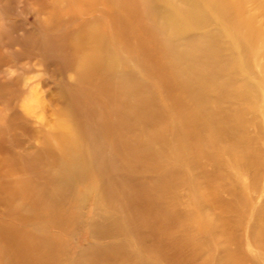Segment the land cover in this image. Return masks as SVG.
Returning a JSON list of instances; mask_svg holds the SVG:
<instances>
[{
    "label": "rangeland",
    "instance_id": "rangeland-1",
    "mask_svg": "<svg viewBox=\"0 0 264 264\" xmlns=\"http://www.w3.org/2000/svg\"><path fill=\"white\" fill-rule=\"evenodd\" d=\"M242 119L264 147V0H0V264H213L162 257L148 221L181 233L179 184Z\"/></svg>",
    "mask_w": 264,
    "mask_h": 264
},
{
    "label": "bare ground",
    "instance_id": "bare-ground-1",
    "mask_svg": "<svg viewBox=\"0 0 264 264\" xmlns=\"http://www.w3.org/2000/svg\"><path fill=\"white\" fill-rule=\"evenodd\" d=\"M158 12L164 17L169 10L163 8ZM249 43L253 44V39H250ZM244 87L248 88L247 91L245 90L248 93L250 85L246 83ZM210 122L212 126H215L212 124L213 121ZM251 126L255 127L256 124L253 121L242 119L239 120V130L235 133H230L229 129V133L224 132V128L220 129L218 126L212 127L215 139L226 135L224 139L227 138L225 142H229V145L217 151V157L212 164L200 163L199 176H188L179 184V187H184L183 189L188 187L189 193L192 192L193 196V213L189 211L188 214H182L178 222V225H182L181 233H176L171 223L173 218L177 217L176 215L166 216V220L171 225L170 230L167 225L159 224L160 220L157 219L156 213L151 214L148 226L156 233L152 234L153 241L150 246L154 250L158 249L162 257L178 256L183 259V255L188 253L204 262L206 258L212 256L213 264H251L248 257L242 254L239 245L240 226L243 227L245 220L249 218L251 222L245 226L246 238L264 251V147L259 144L260 135L255 132L251 134ZM237 134L241 138L235 140ZM232 169L235 172H232ZM241 176L249 181L245 189L239 181ZM175 189L173 185L167 188L170 197L167 201L173 209L189 199L187 194L175 195L173 192ZM231 214H236V216ZM188 216L193 217L195 221L192 234L183 226L186 225ZM207 231L211 234L210 241H214H211L215 248L213 254L206 241V238H209ZM157 238L160 241H157ZM229 245H234V248H230ZM115 249L117 253V248Z\"/></svg>",
    "mask_w": 264,
    "mask_h": 264
}]
</instances>
